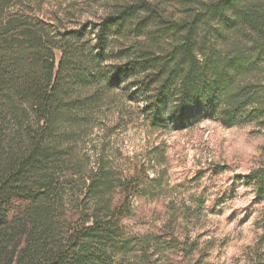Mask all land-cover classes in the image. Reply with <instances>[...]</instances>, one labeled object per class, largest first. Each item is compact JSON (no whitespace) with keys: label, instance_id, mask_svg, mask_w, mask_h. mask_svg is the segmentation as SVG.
Instances as JSON below:
<instances>
[{"label":"trees","instance_id":"obj_1","mask_svg":"<svg viewBox=\"0 0 264 264\" xmlns=\"http://www.w3.org/2000/svg\"><path fill=\"white\" fill-rule=\"evenodd\" d=\"M174 1L169 13L114 0L91 47L86 26L62 32L29 0H0V264H176L161 235L121 230L143 177L116 179L104 164L85 176L68 143L88 106L118 88L154 127L264 126V0ZM115 182L124 195L112 203ZM246 183L264 200V166ZM76 188L82 198L68 200Z\"/></svg>","mask_w":264,"mask_h":264},{"label":"rangeland","instance_id":"obj_2","mask_svg":"<svg viewBox=\"0 0 264 264\" xmlns=\"http://www.w3.org/2000/svg\"><path fill=\"white\" fill-rule=\"evenodd\" d=\"M151 1L166 12L178 10L174 0ZM113 3L29 0L28 5L62 32L86 26L92 47L97 41L92 28ZM124 92L118 88L91 103L86 119L69 128L68 136L71 160L82 165L85 176L104 164L116 179L143 177L142 190L131 198L132 212L121 221L123 234L161 235L159 253L176 264H264V200L246 183L252 170L264 166V126L202 118L180 130L154 127L142 103ZM116 185L105 200L121 201ZM76 189L68 190V200L82 198Z\"/></svg>","mask_w":264,"mask_h":264}]
</instances>
